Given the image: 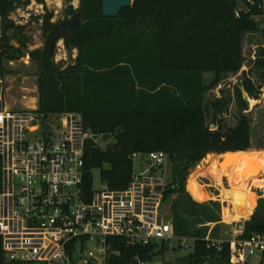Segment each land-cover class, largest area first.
<instances>
[{
    "label": "trees",
    "instance_id": "16d2710c",
    "mask_svg": "<svg viewBox=\"0 0 264 264\" xmlns=\"http://www.w3.org/2000/svg\"><path fill=\"white\" fill-rule=\"evenodd\" d=\"M26 3L0 0L4 24L2 63L25 53L10 43L8 31L22 28L9 15ZM260 3L261 0H133L118 15L105 17L103 0H80L78 8L70 5L67 9L68 16L81 12L80 35L64 38L66 48L77 49L78 54L64 70L57 69L60 79L49 55L56 25L52 12L43 16L46 46L29 51L42 68L37 111L46 115L79 112L95 133L103 138L114 137V142L105 148L93 141L87 144L88 187L92 185V171L100 169L101 180L110 188L125 189L132 180L135 154L160 150L168 154L175 180L166 184L164 196L166 200L179 194L171 204L175 233L194 238V251L182 264H234L230 243L217 252L209 249L204 240L209 230L205 223H216L211 235L220 236V203L195 201L185 178L208 154L221 155H213L210 167L226 154L244 157L247 152L257 151L252 150L251 121L244 113L249 103L243 90L258 99L262 86L250 76L237 85L235 99L241 115L235 126H226L220 117L229 110L234 97L222 90L220 97L205 103V92L217 87L224 77L241 71L245 63L244 37L259 30L262 23L255 19L262 14ZM256 63L264 67V49ZM205 73L213 74L208 83ZM209 116L214 129L208 124ZM227 151L239 152L223 154ZM1 178L0 157V190ZM261 205L264 207V203ZM243 224L241 238L264 233V214L256 212ZM112 241L121 255L110 257L109 264H138L136 259L153 264L169 244L163 243L155 251L152 246H128L122 238ZM0 264H15L6 260L1 236Z\"/></svg>",
    "mask_w": 264,
    "mask_h": 264
},
{
    "label": "built area",
    "instance_id": "2783aa9c",
    "mask_svg": "<svg viewBox=\"0 0 264 264\" xmlns=\"http://www.w3.org/2000/svg\"><path fill=\"white\" fill-rule=\"evenodd\" d=\"M43 6V4H41ZM262 14L255 16L264 26ZM25 10L23 8H18ZM14 11L9 19L18 22ZM4 24L0 16V236L6 260L15 264H109L121 255L112 239L128 246H152L156 251L177 236L167 219L163 176L154 174L169 160L165 151L144 154L148 168L133 172L125 189L86 183V146L100 145L102 135L85 124L79 112L43 114L38 109L15 110L7 104V85L1 71ZM263 92V91H262ZM49 124L50 128L46 127ZM137 154L134 155V157ZM153 172V174L151 173ZM244 221L233 237H204L209 249L233 248L232 262L248 264L258 252L264 264V233L241 238ZM111 240V241H110ZM138 260V264H151ZM153 264H157L155 259Z\"/></svg>",
    "mask_w": 264,
    "mask_h": 264
},
{
    "label": "rangeland",
    "instance_id": "374dc122",
    "mask_svg": "<svg viewBox=\"0 0 264 264\" xmlns=\"http://www.w3.org/2000/svg\"><path fill=\"white\" fill-rule=\"evenodd\" d=\"M25 1V0H24ZM26 4H21L14 10V16L18 22L16 25L22 28H11L8 35L11 37V44L21 48L25 53L20 58L14 60L5 59L2 63V74L5 77L7 85V104L15 110L21 109H38L40 102V78L42 76V68L38 61L33 60L29 51L44 48L46 46V35L43 29V16L52 12V22L58 24L70 16L67 14V9L70 5L74 8L80 6V0H26ZM43 4V6H41ZM240 7H245L240 3ZM261 21V20H260ZM264 21V18L262 19ZM264 49V26L260 25L259 30L249 32L243 40V50L245 55V63L241 71L237 74H230L222 80L215 88L205 92V103L214 101L220 97L225 91L226 94H231L234 97L229 110L220 116L226 126H235L238 123L241 112L237 106L235 92L237 85L243 81L246 76H250L258 85L262 86V94L258 99L247 96L249 108L244 112L248 114L253 134L255 152H247L243 157L242 165L245 168L244 174L234 187L232 181L223 176L221 180H217L213 173V167H209L213 155L221 156L217 153L208 154L196 166H194L189 175L185 178L191 181L194 186L193 199L197 202H208L217 200L221 205L220 215L221 221L218 224V234L223 237L232 238L235 225L238 221L249 220L256 212L264 214V67L256 63L258 54ZM78 54L76 49L68 50L65 47L64 39L55 46L52 61L55 67V75L60 73L58 68L64 70L68 65L75 61ZM211 73H205L206 83L210 82L213 77ZM244 91V90H243ZM212 116L208 118L209 126L214 129L215 124L212 123ZM114 142V137L100 138V146L105 148ZM219 163V162H218ZM217 164V163H216ZM148 168V161L144 154H137L134 157V172H139ZM157 176H163L166 184L175 180L173 173V165L167 160L166 164L157 168L154 171ZM153 172H151L153 174ZM93 185L96 189H102L106 186L101 180L100 169L92 171ZM187 184V182H186ZM187 188V186H186ZM187 188V190H188ZM241 194H254L252 210L249 214L244 215L234 221H226L224 212L226 208H232L236 204V198L241 197ZM179 194H174L165 200L167 208V219L172 221L171 204ZM254 198V197H253ZM252 199V198H251ZM209 226L207 234L212 231L216 223H205ZM183 239H173L168 244V249L161 255L155 258L157 264H182L185 257L194 251L192 240H188L183 244ZM258 252H255L249 257L248 264H260ZM211 264V263H209Z\"/></svg>",
    "mask_w": 264,
    "mask_h": 264
},
{
    "label": "bare ground",
    "instance_id": "6f19581e",
    "mask_svg": "<svg viewBox=\"0 0 264 264\" xmlns=\"http://www.w3.org/2000/svg\"><path fill=\"white\" fill-rule=\"evenodd\" d=\"M224 160L213 165V171L217 180H221L223 176H227L236 187L237 183L244 174L245 168L242 165V159L238 156L226 154ZM189 190L194 195L193 183L189 182ZM255 198L254 194H241V197L236 198V204L232 208H226L224 217L226 221H234L250 212L253 206L251 198Z\"/></svg>",
    "mask_w": 264,
    "mask_h": 264
},
{
    "label": "water",
    "instance_id": "95a60500",
    "mask_svg": "<svg viewBox=\"0 0 264 264\" xmlns=\"http://www.w3.org/2000/svg\"><path fill=\"white\" fill-rule=\"evenodd\" d=\"M132 4H133V0H103L102 14L105 17H114L118 15L123 8L129 7ZM81 25H82V14L80 11H77L70 18L62 21V23L57 27V30L54 33L53 39L49 44L50 54L51 55L54 54L55 46L59 40L64 39L65 37L69 35L78 37L80 35ZM56 77H58L57 73H56ZM247 96H248L247 93L243 91V97L247 98ZM46 127L50 128V125L47 124ZM228 152L235 153L239 151H227L223 154H226ZM186 182H187L186 186L188 188V179L186 180ZM188 191L191 193L189 188H188ZM135 263H138L137 259L135 260Z\"/></svg>",
    "mask_w": 264,
    "mask_h": 264
},
{
    "label": "flooded vegetation",
    "instance_id": "af4514ba",
    "mask_svg": "<svg viewBox=\"0 0 264 264\" xmlns=\"http://www.w3.org/2000/svg\"><path fill=\"white\" fill-rule=\"evenodd\" d=\"M72 16H73V15H72ZM70 17H71V16H70ZM70 17H69V18H70ZM61 23H62V22H60V23H58V24L55 25L54 33H55V31L57 30V27H58ZM60 41H61V40H59V41L57 42V44H58ZM57 44H56V45H57ZM64 44H65V41H64ZM65 47H66V45H65ZM76 50H77V49H76ZM49 53H50V52H49ZM49 55H50V57L52 58L54 54H52V55L49 54Z\"/></svg>",
    "mask_w": 264,
    "mask_h": 264
},
{
    "label": "crops",
    "instance_id": "0c3cea01",
    "mask_svg": "<svg viewBox=\"0 0 264 264\" xmlns=\"http://www.w3.org/2000/svg\"><path fill=\"white\" fill-rule=\"evenodd\" d=\"M249 153H250V152H249ZM240 158H241L242 161H243V157H240ZM211 167H213V166H211ZM213 173H214V171H213ZM214 175H215V174H214ZM255 199H256V198H252L251 200L254 201ZM251 210H252V207H251V209H250V212H251ZM250 212H249V213H250ZM249 213H248V214H249Z\"/></svg>",
    "mask_w": 264,
    "mask_h": 264
}]
</instances>
